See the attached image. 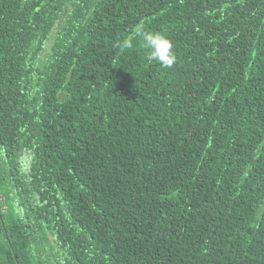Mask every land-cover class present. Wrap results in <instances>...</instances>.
<instances>
[{
	"label": "trees",
	"instance_id": "1",
	"mask_svg": "<svg viewBox=\"0 0 264 264\" xmlns=\"http://www.w3.org/2000/svg\"><path fill=\"white\" fill-rule=\"evenodd\" d=\"M0 209V264H264V0H0Z\"/></svg>",
	"mask_w": 264,
	"mask_h": 264
},
{
	"label": "clouds",
	"instance_id": "2",
	"mask_svg": "<svg viewBox=\"0 0 264 264\" xmlns=\"http://www.w3.org/2000/svg\"><path fill=\"white\" fill-rule=\"evenodd\" d=\"M137 38L142 40L149 61H154L164 68H171L175 65L176 55L171 40L162 32L145 31L143 23L135 26L132 33L120 40L116 47L121 50L132 49Z\"/></svg>",
	"mask_w": 264,
	"mask_h": 264
},
{
	"label": "water",
	"instance_id": "3",
	"mask_svg": "<svg viewBox=\"0 0 264 264\" xmlns=\"http://www.w3.org/2000/svg\"><path fill=\"white\" fill-rule=\"evenodd\" d=\"M0 217H1L2 222H3V225H4V227H5V222H4L3 217H2L1 209H0ZM5 231H6V233H8L6 227H5ZM8 239L10 240L9 236H8ZM16 258H17V256H16Z\"/></svg>",
	"mask_w": 264,
	"mask_h": 264
}]
</instances>
